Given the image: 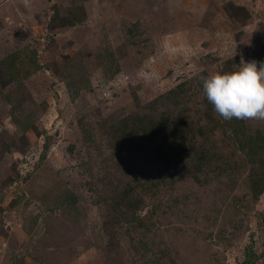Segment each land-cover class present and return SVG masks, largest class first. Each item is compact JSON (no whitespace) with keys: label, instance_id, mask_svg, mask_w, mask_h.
<instances>
[{"label":"rangeland","instance_id":"1","mask_svg":"<svg viewBox=\"0 0 264 264\" xmlns=\"http://www.w3.org/2000/svg\"><path fill=\"white\" fill-rule=\"evenodd\" d=\"M241 57L264 0H0V264H264V121L203 93Z\"/></svg>","mask_w":264,"mask_h":264},{"label":"clouds","instance_id":"2","mask_svg":"<svg viewBox=\"0 0 264 264\" xmlns=\"http://www.w3.org/2000/svg\"><path fill=\"white\" fill-rule=\"evenodd\" d=\"M203 93L225 120L264 121V62L241 57L238 68L204 79Z\"/></svg>","mask_w":264,"mask_h":264},{"label":"trees","instance_id":"3","mask_svg":"<svg viewBox=\"0 0 264 264\" xmlns=\"http://www.w3.org/2000/svg\"><path fill=\"white\" fill-rule=\"evenodd\" d=\"M70 13L73 15H74V13H77V6L71 7ZM79 19H80L79 17L73 16L71 18V22L73 24L78 23V22H80ZM175 91L176 90L174 89V90H171L170 92L173 93ZM125 120H127V123L129 124L130 130L134 134V136H136L139 132H143V133H146V134H149L152 136H154L156 134L159 135L161 132L159 125L149 115H144V114L139 115L137 113H132L131 115L127 116V118H125ZM173 141H174L173 139H168L164 143H162V145H161L162 153L164 154L165 158H167L164 161V165L166 167H169L171 162H173L175 160L178 161L179 163H183L185 158H186V156H185L187 154V149L185 146L186 140L179 143L178 146H175L174 145L175 142H173ZM263 143H264V140H263ZM263 148H264V144H263ZM200 169L201 168H197L198 171ZM260 191H264V187L261 188ZM130 205H132V207L135 209L138 206V203L131 202ZM133 208H132V211L134 213ZM140 213H141V210L138 209L135 213V218L139 217Z\"/></svg>","mask_w":264,"mask_h":264}]
</instances>
